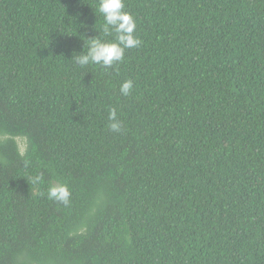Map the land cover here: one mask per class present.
Listing matches in <instances>:
<instances>
[{
    "label": "trees",
    "instance_id": "16d2710c",
    "mask_svg": "<svg viewBox=\"0 0 264 264\" xmlns=\"http://www.w3.org/2000/svg\"><path fill=\"white\" fill-rule=\"evenodd\" d=\"M124 5L105 68L99 0H0V264H264V0Z\"/></svg>",
    "mask_w": 264,
    "mask_h": 264
},
{
    "label": "clouds",
    "instance_id": "9594fccd",
    "mask_svg": "<svg viewBox=\"0 0 264 264\" xmlns=\"http://www.w3.org/2000/svg\"><path fill=\"white\" fill-rule=\"evenodd\" d=\"M124 0H99L98 11L104 17L103 32L107 35L114 31L115 41L105 42L95 38H87L90 41L87 52L74 53L72 59L81 67L90 64L101 65L110 68L114 64L124 59L126 49L137 48L142 41L135 35L136 20L133 15L124 10ZM133 89V81L125 80L120 86V94L129 96ZM108 119L109 129L112 132L119 133L122 131V122L117 117V112L113 108L109 111ZM42 176L37 175L32 178L33 184H38ZM48 199L55 202L68 205L70 202L71 192L67 185L59 184L49 187L47 193Z\"/></svg>",
    "mask_w": 264,
    "mask_h": 264
},
{
    "label": "rangeland",
    "instance_id": "374dc122",
    "mask_svg": "<svg viewBox=\"0 0 264 264\" xmlns=\"http://www.w3.org/2000/svg\"><path fill=\"white\" fill-rule=\"evenodd\" d=\"M17 140L19 141L20 145H21V149L24 150L25 147V140L21 137H17Z\"/></svg>",
    "mask_w": 264,
    "mask_h": 264
}]
</instances>
